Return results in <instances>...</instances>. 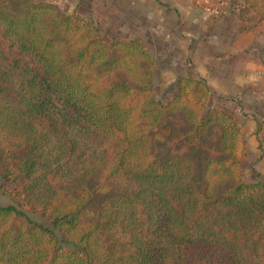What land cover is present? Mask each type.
<instances>
[{
	"label": "trees",
	"instance_id": "16d2710c",
	"mask_svg": "<svg viewBox=\"0 0 264 264\" xmlns=\"http://www.w3.org/2000/svg\"><path fill=\"white\" fill-rule=\"evenodd\" d=\"M239 10L264 17V0ZM152 68L137 39L0 0V190L53 226L0 205V264H264V181L242 178L239 123L201 77L155 100ZM169 119L190 153H154Z\"/></svg>",
	"mask_w": 264,
	"mask_h": 264
},
{
	"label": "crops",
	"instance_id": "0c3cea01",
	"mask_svg": "<svg viewBox=\"0 0 264 264\" xmlns=\"http://www.w3.org/2000/svg\"><path fill=\"white\" fill-rule=\"evenodd\" d=\"M221 1L88 0V17H116L117 21L113 20L126 25L127 37L132 38L130 35L136 36L134 32L139 30L136 22L140 18L145 22L158 13L167 15L171 21L169 31L172 36H180L185 49L179 76L203 78L210 90V107L215 99L223 98L227 101L215 104L219 108L225 106L227 112L234 103L231 110L248 113L245 118L251 120L239 118V124H258L264 121V17L255 11L242 15V0H226L218 15L204 9ZM145 9L149 11L147 15L143 13ZM246 143L249 148V138Z\"/></svg>",
	"mask_w": 264,
	"mask_h": 264
},
{
	"label": "rangeland",
	"instance_id": "374dc122",
	"mask_svg": "<svg viewBox=\"0 0 264 264\" xmlns=\"http://www.w3.org/2000/svg\"><path fill=\"white\" fill-rule=\"evenodd\" d=\"M42 1H52L65 13H75L79 17L85 18L93 27L96 28L99 35L107 41H111L113 39H137L138 41H140L143 46L150 52L153 58L152 97L155 100L162 102H166L172 97L175 91L176 81L179 77V74L182 73V65L184 64L183 51H185V49L179 38L180 36H172V33L169 31V29H171V21H169L167 15L165 16L163 15V13H158L156 17H151L145 22L142 18H140V20L136 22L140 24L139 30H136L134 32V35L136 36L130 35V37L132 38H128V32L126 33V25H118L115 22L117 21L116 17L112 18L111 20L110 18L102 19L101 16L89 18L88 8L90 6L88 0ZM148 12L149 11L147 9L143 11V13H145L146 15ZM104 20H108L109 23L103 22ZM167 29L169 32L166 31ZM220 101L224 103L227 100L221 98V100L217 101L215 99L216 103L213 104L212 108L223 109L224 111H226L225 106L224 108H219L217 105H215ZM233 104H231L230 108H227V112L230 113L235 120L237 119L236 121H238L239 118H245V115L248 113H239V111L234 112L233 110H231ZM244 120H251V118H245ZM239 125L243 131L245 139L249 138V142H251L241 161L242 178L246 182H249L253 179L264 181V133H262L258 129L257 124ZM179 126V122L173 119H169L160 128L164 135L169 136L161 152L158 146H154L155 154H157L158 156L163 153L181 155L190 153L192 151L191 143L186 141L180 133L175 134V132L172 131V128L176 129L179 128ZM214 138L215 134L213 133L210 136V139L212 140ZM210 152L213 153V150H210ZM1 182L2 180L0 178V183ZM9 204L16 205L19 209L26 212L34 221L53 228L51 220L46 215L27 206L17 205L12 200L9 194L3 193L0 190V205ZM54 231L57 235L61 247L65 249H72L71 245H68L67 243L62 241V235L60 231L56 228H54Z\"/></svg>",
	"mask_w": 264,
	"mask_h": 264
},
{
	"label": "built area",
	"instance_id": "2783aa9c",
	"mask_svg": "<svg viewBox=\"0 0 264 264\" xmlns=\"http://www.w3.org/2000/svg\"><path fill=\"white\" fill-rule=\"evenodd\" d=\"M225 1L226 0H222L220 3H218L217 5H214V6L207 5V6H205L204 9L206 10L207 13H209L211 15H218L222 12L223 8L226 5ZM242 2H243V0H242Z\"/></svg>",
	"mask_w": 264,
	"mask_h": 264
}]
</instances>
